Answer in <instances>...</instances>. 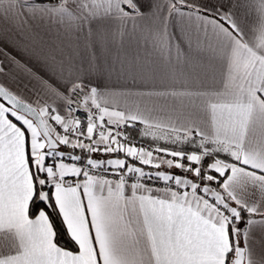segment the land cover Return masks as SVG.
<instances>
[{
	"label": "snow or ice",
	"instance_id": "1",
	"mask_svg": "<svg viewBox=\"0 0 264 264\" xmlns=\"http://www.w3.org/2000/svg\"><path fill=\"white\" fill-rule=\"evenodd\" d=\"M242 6L0 0V264H264Z\"/></svg>",
	"mask_w": 264,
	"mask_h": 264
},
{
	"label": "crops",
	"instance_id": "2",
	"mask_svg": "<svg viewBox=\"0 0 264 264\" xmlns=\"http://www.w3.org/2000/svg\"><path fill=\"white\" fill-rule=\"evenodd\" d=\"M240 3L243 5L240 9V19L246 33L241 39L245 41V47L252 45L248 48V59L242 63L240 71L254 76L256 73L264 72V63H257L260 57L256 52L257 48L264 51V46L259 42L261 33H264V12L251 0H240ZM160 103H163V101H160ZM261 255H264V253H261L258 249L255 259L259 260Z\"/></svg>",
	"mask_w": 264,
	"mask_h": 264
}]
</instances>
